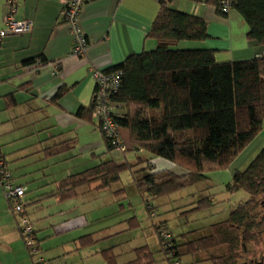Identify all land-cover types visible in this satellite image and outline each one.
Listing matches in <instances>:
<instances>
[{
	"label": "crops",
	"instance_id": "obj_1",
	"mask_svg": "<svg viewBox=\"0 0 264 264\" xmlns=\"http://www.w3.org/2000/svg\"><path fill=\"white\" fill-rule=\"evenodd\" d=\"M169 5L201 16L207 23L208 37L183 43V47L212 48L218 62L248 60L264 50L262 44L247 38V23L233 8L221 16L208 0H172ZM61 8V0H0V28L10 14L16 20L32 22L29 30L6 35L0 43V152L13 181L27 188L24 200L29 201L27 211L41 253L48 264H167L154 230V236L146 231L136 234V223H131L135 216L129 217L125 226V218L104 222L113 211H91L82 206L100 197L103 189H95L97 182L80 185L75 193L57 190L69 175L106 161L110 155L104 154L106 146L97 118L91 113L77 115L81 107H90L95 90L88 67L107 69L134 53L154 48L156 40L147 32L159 2L85 0L79 18L88 47L81 56L69 54L72 35L60 21ZM37 58L45 63L58 61L59 72L54 74L49 63L34 67ZM59 90L62 92L57 95ZM120 135L128 145L125 128L120 129ZM262 146L264 122L227 169L230 176ZM85 156L92 165L77 168L75 160ZM73 161L76 163L65 165ZM236 162L237 166L233 165ZM150 163L157 171L173 168L160 157H152ZM55 166L57 174L52 171ZM87 189L96 192L88 195ZM174 237L181 243L187 236ZM191 258L187 264H213ZM0 264H33L1 185Z\"/></svg>",
	"mask_w": 264,
	"mask_h": 264
},
{
	"label": "trees",
	"instance_id": "obj_2",
	"mask_svg": "<svg viewBox=\"0 0 264 264\" xmlns=\"http://www.w3.org/2000/svg\"><path fill=\"white\" fill-rule=\"evenodd\" d=\"M171 1L158 0L157 15L147 32L156 40V46L103 69L121 72L117 91L112 95L113 118L120 129L128 132L127 149L116 150L99 130L106 146L104 154L117 151L122 160L108 158L69 175L57 189L61 194L75 193L78 186L92 182H97V190L109 189L120 180V172L128 170L130 184L144 207L152 205L153 216L145 208L152 220L163 197L206 179L209 171L228 169L261 130L264 57L218 62L212 48L176 47L181 40L203 41L208 32L201 16L174 9L169 5ZM208 1L221 16L231 8L238 11L247 23V38L264 46V0H229L228 10L221 0ZM93 106L92 98L90 107H81L77 115L92 114ZM130 151H144L148 156L137 155L133 162L126 156ZM0 157L8 168L2 152ZM152 157L169 161L173 168L154 170ZM26 189L25 186L24 196ZM226 189L243 190L247 198L230 211L228 218L210 225L203 234L177 243L164 220L151 222L167 264H181V257L187 254L213 264H264V253L253 258L249 248L251 243H259V234L264 232V146L243 169L233 172ZM24 196V211L29 216V201ZM154 199L158 205L153 204ZM161 229L169 233L167 238Z\"/></svg>",
	"mask_w": 264,
	"mask_h": 264
},
{
	"label": "rangeland",
	"instance_id": "obj_3",
	"mask_svg": "<svg viewBox=\"0 0 264 264\" xmlns=\"http://www.w3.org/2000/svg\"><path fill=\"white\" fill-rule=\"evenodd\" d=\"M186 42L192 41L181 40L176 47H183V43ZM98 155L96 159L99 157ZM136 155L144 156L146 152H139ZM136 155L131 151L126 154L130 160L137 157ZM253 156L254 155L249 157L245 163L237 168L243 169ZM85 157V159L75 160L77 163L73 161L65 165H73L76 163L75 165L78 166L77 168L92 165L88 160L89 157ZM107 157L114 158L116 161H121L122 154L113 151L110 155H107ZM233 165L237 166V162ZM57 167L58 166L52 168V171L55 172V170L58 169ZM175 170H178V172L181 171L179 168H175ZM13 172V174H15V170H13ZM55 174H57V172H55ZM206 176L207 178L204 180L185 186L163 197L161 199L162 205H158L157 202L159 201L157 199L152 200L153 204L158 205V214L156 217H153L152 220L148 217L144 204L135 188L130 184L131 174L128 170H122L120 172V180L112 183L109 189L101 191L97 201L92 203L88 202L82 206L91 211H113V214L106 217L104 222L116 217L125 218V226L129 225V217L132 215L135 216L131 219V223L132 221L136 223V234L139 232L144 234L143 231H146L145 234L150 232L154 236L151 222L164 220L176 237L185 233L184 236L192 238L191 235L196 236L203 234L204 231L207 232L210 225L228 218L230 211L235 208L239 202L247 198V194L243 190L230 192L226 189V184L231 180V176L227 169L209 171ZM91 192L94 193L96 191L94 189L88 190L87 194L89 195ZM38 194H40V192H38ZM113 198L114 200H112ZM31 221L33 222L32 218ZM145 222H147V226ZM148 237L150 238V236ZM138 239L140 240L141 238ZM250 245L249 248H252L251 256L253 258H259L264 253V232H260L259 243L257 245L254 243ZM191 260V254L183 255L180 259V263L187 264Z\"/></svg>",
	"mask_w": 264,
	"mask_h": 264
},
{
	"label": "built area",
	"instance_id": "obj_4",
	"mask_svg": "<svg viewBox=\"0 0 264 264\" xmlns=\"http://www.w3.org/2000/svg\"><path fill=\"white\" fill-rule=\"evenodd\" d=\"M62 9L60 12V21L66 24L72 35V43L69 54L71 56H81L85 53L88 47V41L86 35L80 25V10L85 0H61ZM225 10L230 8L229 0H221ZM32 22L27 19L16 20L10 15H6L3 19V25L0 28V43L3 37L9 34L23 33L29 30ZM264 57V50L258 54L257 57ZM51 65V70L54 74H57L60 69V63L56 62H44L36 59L34 67H43L45 64ZM90 75L95 82V90L93 92V111L92 116L97 118L99 122V128L108 138L111 145L119 151L127 149V145L121 138L120 128L116 124L113 118L114 102L112 101V95L117 91L119 84L120 71L106 72L102 69L94 66L88 67ZM0 185L4 192V195L9 203V210L16 219V225L18 231L24 241L28 254L33 260V264H48L44 256L42 255L40 242L36 238V232L33 222L30 217L25 213L23 206V196L25 193V186L16 184L13 181L10 170L5 166L4 160L0 157ZM146 209H152V205L147 203ZM151 216L155 215L151 210ZM162 230V229H161ZM162 236L167 238L169 233L165 230L161 231Z\"/></svg>",
	"mask_w": 264,
	"mask_h": 264
}]
</instances>
